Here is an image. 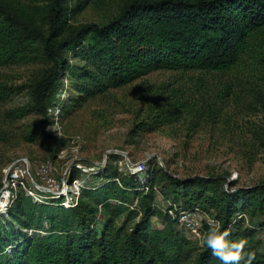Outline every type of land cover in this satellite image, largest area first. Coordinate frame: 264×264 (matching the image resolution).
I'll list each match as a JSON object with an SVG mask.
<instances>
[{
    "label": "rangeland",
    "instance_id": "374dc122",
    "mask_svg": "<svg viewBox=\"0 0 264 264\" xmlns=\"http://www.w3.org/2000/svg\"><path fill=\"white\" fill-rule=\"evenodd\" d=\"M116 3L86 5L72 23H101L114 12ZM21 40L20 32L0 18V55L27 59L0 66V84L18 91L0 102V214L10 204L6 192L22 191L37 203L58 200L73 207L81 188L105 183L106 171L135 173L143 186L145 173L154 167L168 170L178 180L221 178L224 191L244 190L248 196V205L230 214L228 239H247L245 252L255 253L252 264H264V28L249 32L236 62L219 73L162 70L119 86L104 85L94 76L80 77L88 63L75 59L72 52L64 54L68 60L64 70L54 75L53 66L42 63L39 51L32 49L38 44ZM36 89L40 94L47 91L52 125L45 131L55 134V139L47 140L53 151L40 141L25 140L37 130L38 116L15 114L20 107L26 108L29 93ZM10 175L15 182L8 184ZM143 189L152 195V206L159 213L172 214L171 207L187 212L196 232L178 226L176 240L170 245L152 244V258L141 264L193 263L188 258L205 248L198 234L208 225L201 214L215 216L208 203L210 186L206 184L195 195H186L176 186L171 188L178 191L175 195ZM109 208L113 216L109 237L118 245L119 228L129 211L139 209V201L133 198L131 206L123 209L111 202ZM139 220L138 214L132 224ZM103 221L98 208V231ZM150 226L156 233L164 230L158 215L150 218ZM88 260L87 264H99L100 254L95 251ZM215 264L222 262L217 258Z\"/></svg>",
    "mask_w": 264,
    "mask_h": 264
},
{
    "label": "trees",
    "instance_id": "16d2710c",
    "mask_svg": "<svg viewBox=\"0 0 264 264\" xmlns=\"http://www.w3.org/2000/svg\"><path fill=\"white\" fill-rule=\"evenodd\" d=\"M85 1L81 5L72 0H0V18L17 29L24 41L38 44L39 50L32 49L39 51L42 63L53 66L54 75L64 70L68 61L64 54L72 52L75 59L81 57L88 63L80 77L94 76L104 85L111 82L116 86L162 70L219 73L236 62L247 34L264 28V0H117L114 12L103 22L72 23L86 5L114 2ZM27 53L29 58L33 56ZM24 58L0 55V66L17 65ZM14 91L1 83L0 102L18 94ZM46 97V90L41 94L38 89L31 91L26 108L20 107L15 114L18 118L38 116L37 130L25 135V140L40 141L53 151L47 140L55 139V134L45 131L52 125ZM145 174L143 186L136 174L119 175L114 170L110 175L106 171L102 175L105 183L81 188L79 202L69 208L58 200L37 203L22 191L12 193L6 212L0 214V264H87L95 251L100 254L99 264H141L149 260L152 244L170 245L176 240L179 210L171 207L172 214L159 213L152 206V195L143 188L149 193L157 189L175 195L179 189L195 195L208 184L209 208L214 209L222 231L228 228L230 214L248 205L247 193L224 191L221 178H210L209 183L195 177L178 180L159 167ZM174 186L177 190L172 191ZM133 198L138 199L139 209L128 212L119 228L121 243L114 245L109 237L113 228L109 205L113 202L122 209L129 208ZM98 208L104 217L99 231L95 228ZM138 214L140 220L132 224ZM155 215L164 222L162 233L150 226V218ZM216 259L205 246L188 261L215 264Z\"/></svg>",
    "mask_w": 264,
    "mask_h": 264
},
{
    "label": "clouds",
    "instance_id": "9594fccd",
    "mask_svg": "<svg viewBox=\"0 0 264 264\" xmlns=\"http://www.w3.org/2000/svg\"><path fill=\"white\" fill-rule=\"evenodd\" d=\"M53 130V129H52ZM3 209L0 208V211ZM206 218L208 225L207 230L203 234H198L202 245L207 246L211 250L213 256L218 258L222 264H252L255 259L254 252H245L247 239L239 238L229 240V232L222 231L221 222L208 216L207 213L201 214Z\"/></svg>",
    "mask_w": 264,
    "mask_h": 264
},
{
    "label": "built area",
    "instance_id": "2783aa9c",
    "mask_svg": "<svg viewBox=\"0 0 264 264\" xmlns=\"http://www.w3.org/2000/svg\"><path fill=\"white\" fill-rule=\"evenodd\" d=\"M132 170H133V168L131 169V171ZM135 171H136V169H134L132 172H135ZM130 174H132V173H130ZM133 174H135V173H133ZM11 175H10V182H8V184L15 182L14 181V177H12ZM13 176H15V180H16L17 175H13ZM9 193L10 192H6L7 196H9L11 198L12 195H11V193L10 194ZM78 197H79V192H78ZM176 222H177V226L186 228V230H188L191 233H195L196 232L195 226L191 223V221H190V215L187 212H180V213H178V215L176 217Z\"/></svg>",
    "mask_w": 264,
    "mask_h": 264
},
{
    "label": "bare ground",
    "instance_id": "6f19581e",
    "mask_svg": "<svg viewBox=\"0 0 264 264\" xmlns=\"http://www.w3.org/2000/svg\"><path fill=\"white\" fill-rule=\"evenodd\" d=\"M2 207V206H1Z\"/></svg>",
    "mask_w": 264,
    "mask_h": 264
}]
</instances>
